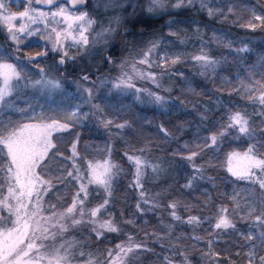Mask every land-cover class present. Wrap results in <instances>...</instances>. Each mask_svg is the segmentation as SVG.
<instances>
[{
    "label": "trees",
    "instance_id": "1",
    "mask_svg": "<svg viewBox=\"0 0 264 264\" xmlns=\"http://www.w3.org/2000/svg\"><path fill=\"white\" fill-rule=\"evenodd\" d=\"M236 1L241 0H211L209 6L213 9L223 8L226 11L230 3ZM248 1L254 3L258 10L264 7V0ZM175 2L176 0H167V8L157 16L149 13L133 15L123 25H117L114 42L110 47L113 50L110 52L112 55L109 56L117 57L123 54V47L136 44L139 37L159 28L161 22V30L167 33L168 24L164 19L169 18L174 19L182 27L178 36L174 38L181 48L197 47L200 40L204 42L207 54L217 61L215 67L217 76L206 75L202 82L197 80L198 85L194 93L186 92L181 88V83L178 84L177 80L173 81L174 84L172 83L169 91L167 90L170 93L168 98L177 99L178 102L165 100L160 106L147 102L137 104L133 99H129L126 93L118 96L111 94L109 97L119 105V111L108 115L109 119L115 124L127 121L130 127L106 128L99 115L95 114L92 118L85 117L81 124H74L64 133L62 140H56L58 145L56 150L62 153V156L55 159L56 161H62L64 158L68 159L67 162L71 161L69 159L72 156L71 145L75 139L78 141L76 150L79 154L76 160L78 163L81 160V165H85V160L89 156L87 142L103 141L106 149L101 152V157L106 156L110 148L114 156L120 158L121 164H118L120 172L113 181V194L109 198L110 208H115L114 216L121 221L120 230L104 232L100 239H97L95 233L87 228L79 232L72 229L66 233L67 235L77 233L74 240H78L84 249L92 252L95 260L102 264H107L108 250H114L116 245L122 244L121 241L128 233L132 234L138 244H144L148 249H152V251L138 250L139 255L130 264H163L162 256H169L176 264H247L246 253L249 251L250 243L243 239L241 234H247L250 230L259 231L258 227L250 228L251 221H241L236 216H233L235 230L214 229L218 205L227 207L229 213L232 208L229 192L226 190L229 199L224 200L226 195L221 190L233 186L244 192L250 187L247 181L232 176L225 165L229 148L231 146L247 148L248 139L242 135L237 137L226 135L219 140L218 147L209 149L204 147L205 143H200V137H204L212 129H215L214 131L220 129L235 108L248 114H253V108H259L258 104H252L234 89L240 88L241 81L247 82L244 72L258 60V54L264 52V27L256 30L240 27L234 21L221 19L220 15L209 16L206 10H201L199 3L181 8L171 7L170 5ZM175 24L173 25L176 26ZM173 25L169 24L170 27ZM223 31L228 36H232L231 38H242L247 41L245 47L249 50L246 52L239 51L243 48L241 45L237 43L234 45V52L241 56L239 59H233L230 54L222 55L223 51H228L227 48L221 44H212V33ZM100 59V65L96 64L97 60L90 64V68L94 70L91 72L93 77L106 71L105 56ZM75 74L73 71L69 72L71 76ZM64 95L65 93L61 94L63 98ZM35 97V101L39 102L44 96L37 92ZM46 98L50 100V97L45 96L44 99ZM98 105L104 108L103 110L108 106L107 103L102 104V102H98ZM252 118L257 124L260 123L258 117L253 115ZM161 127L170 135L166 136L160 130ZM189 139H192L194 144L192 146L188 144L187 149L180 148L185 140ZM140 148L143 149L142 155L147 164L158 166L156 172H153L151 167H146L142 189L133 186L134 164L125 155L128 150L135 151ZM200 148H204L200 158L196 157L191 163L183 159L186 156L183 152L194 149L199 151ZM175 150L179 154H175ZM195 164L202 168V173L195 172ZM66 165L72 167V164ZM60 166L61 164L49 167V172ZM50 173L55 174V172ZM193 175H196L197 179L193 181L191 188H186L185 185ZM201 175L203 178H200ZM229 183H233L232 186ZM73 185H75L74 181ZM139 190L145 193L144 198L148 203H144L141 199ZM103 196L104 194L99 198L103 199ZM172 202L177 203L175 211L183 221L189 216L211 219H203L199 225L176 221L170 215L172 209L168 207ZM137 204H140V209L137 208ZM53 205L56 208L62 207L59 203ZM126 221H134V224ZM168 225L172 226L170 232ZM196 236L200 239H193ZM209 239L213 241V250L219 253L215 261H210L204 255L209 251L207 246ZM258 251L259 254H264V249ZM179 252L185 254L186 262L184 257L177 254Z\"/></svg>",
    "mask_w": 264,
    "mask_h": 264
},
{
    "label": "snow or ice",
    "instance_id": "2",
    "mask_svg": "<svg viewBox=\"0 0 264 264\" xmlns=\"http://www.w3.org/2000/svg\"><path fill=\"white\" fill-rule=\"evenodd\" d=\"M33 0H28V6L24 11L19 13H10L8 6L4 0H0V23H3L10 33V38L17 44L21 42L20 36L27 33V35H35L39 29L29 31V25L26 23H20L16 26L15 21L18 19L27 18L31 23H36V19L30 15V12H36L31 8ZM36 3H41L42 0H35ZM44 3L52 5L55 0H43ZM149 7L148 12L153 13L162 9H165L167 0H148ZM77 3H84V0H72L73 6ZM199 3L201 10H206L209 16L220 15L225 20L229 16H234L236 23L240 27H246L252 30H256L259 27H264V7L258 10L256 7L245 6L244 11L248 14L247 22H243L242 16H236V10L238 5L230 3L225 11L223 8L213 9L209 6L211 0H176V2L170 5L173 8H181L186 6H192ZM39 17L46 18L48 13L39 12ZM53 19L57 16L64 17L65 21L70 18L65 16V9L60 8L58 12H52ZM75 21H86L88 26H91L95 21L87 18V13H82L79 16L74 17ZM259 22V23H257ZM171 24V22H170ZM72 24H68L70 29ZM56 32V29H52ZM86 29L81 26L79 33V40L77 43L88 44V38L84 35ZM115 31V29H104L99 35H103L107 32ZM20 34V35H18ZM171 35L176 33L170 32ZM71 36L70 32L65 33V38ZM61 33L56 32V40L53 43V51L57 50V46L61 45ZM51 37H49L50 39ZM157 43H152L141 55L142 58L134 60L131 65L132 72L141 78L151 79L156 82V74L148 72L144 73L137 69V64H146L149 68L158 66L162 67L164 73L169 71V65H175L181 60L180 54L168 56L166 53L160 58V63L156 64L155 61L150 60L154 50L157 48ZM249 49L247 47L239 49L241 52H246ZM17 51L19 49L17 48ZM46 53H36L35 56L28 57L29 62L36 59L37 56H43ZM7 54L0 51V112L5 110L15 111L19 113H27V108H15L14 104L8 98L13 95L19 89L27 87L26 84H21L25 77L22 74V70H18V67L14 63L7 62L4 57ZM65 57L72 59L65 51L61 57L59 63L65 62ZM192 59L197 61L201 68L205 71L211 69L215 70L216 60L211 58L207 53L201 52L200 55L194 56ZM123 67V65H122ZM40 72L43 73L44 69L41 68ZM163 74V73H162ZM132 76L127 72L122 73V78L119 83L114 84V87H121L124 85L128 88H134L135 85L131 83ZM84 80H88V76L83 77ZM15 82V83H14ZM41 84H47L53 87H58L59 84L56 81H45L43 78L33 83V87ZM159 86V85H158ZM87 93V100L85 103L91 104V101L95 98L93 89H84ZM140 89H137L139 92ZM235 92L240 93L244 98L254 105H259L258 109H254L253 114H248L246 111L237 110L230 112L228 115V121L221 127V130L217 133H213L205 140V148L218 147V142L223 138L229 130L236 129L237 132L246 137L249 141L247 149L241 155L240 153H232L229 157L228 171L232 176L238 180L247 181L250 185L244 192H234L231 197L232 208L231 213L225 206H221L217 210L216 222L214 229L216 230H228L236 229V224L233 221V216L239 217L241 221H251L250 228L258 227V232L249 231L247 234H241L242 238L250 243L249 251L246 253L247 264H264V254H259L260 249H264V60L259 64L252 65L248 70L247 82L241 81L240 88L234 89ZM150 96H154V100L157 103L163 101V97L154 93H149ZM71 112L65 113L62 120L51 119L50 122H46L43 117L29 116V120H35L37 122H23L21 120H12L9 116L6 119L0 118V189L5 184L7 186V196L0 199V207L5 208L11 213L15 219L9 220L7 226L5 224V218L0 217V264H40V262H46V264H73V261L78 257H83L86 254L83 251L77 253L75 251L77 246L81 248L83 245L79 241H63L57 246V237L63 236L64 233L70 229H75L81 225H92L91 231L95 233L97 239H100L104 232H118L120 229L111 219L99 220L98 216L105 210L109 204V198L113 194V181L120 172L118 165L113 164L109 159H105L103 162L89 161L87 164L86 173L87 183H80L78 190L74 193L71 203L66 207L64 212L56 213L52 212L49 216L41 215V201L44 195H47L49 191L56 187V184L63 183L69 177L73 180L81 181L83 175L80 172L79 167L76 165V157L78 153L76 151V144L72 145V170L65 172L59 168L51 169L50 172H55V175L49 174L48 179H44L43 176L37 172V169L42 171H49V164L54 161L58 156H62L56 150L57 146L54 143V134L67 132L71 127L81 121L82 118L87 117L88 113L81 115L79 108ZM92 107L97 111L103 112V109L98 104H93ZM259 118L260 123L257 124L252 116ZM104 127L114 126L117 129H123L130 127V124L125 121L124 123L115 124L113 120L104 119L101 121ZM166 136L170 135L166 129L161 127L160 129ZM185 149L188 145H183ZM199 147V146H198ZM56 150V151H54ZM204 148H200L199 151H191L188 155L184 156L190 163L201 154ZM140 151H143L141 149ZM109 156L111 149H108ZM179 154V153H175ZM127 155V153L125 154ZM236 159L238 163L235 167L232 166V160ZM128 160L135 165V176L133 186L142 189L143 178L145 176L146 167H151L153 172L158 171V166L149 165L147 162L139 156L128 155ZM195 167V165H194ZM75 172V175H74ZM196 173H202V168L196 167ZM200 178H203L202 175ZM197 179L196 175H193L189 180L186 188H191L193 181ZM55 181V183L53 182ZM95 184L103 189L105 198L101 204L92 209H85V202L88 197V185ZM33 197H35V203L33 204ZM140 197L144 203H148L145 193L140 192ZM9 199L15 201V205L8 203ZM33 206L31 209L29 205ZM52 209H55V205H50ZM168 207L172 209L170 215L176 221H181L187 224L199 225L203 219L197 216H189L186 221L177 214L175 209L177 203H169ZM137 208L140 209V204H137ZM258 213V214H257ZM87 217V219H86ZM55 220V224L51 222ZM126 223L134 224V221H126ZM51 224V228H56V231H52L48 226ZM169 232L172 226H167ZM160 239V237H157ZM193 239L199 240L200 237L196 236ZM49 242L45 244V242ZM132 238L129 237L128 244H118L114 250H108L107 252V264H130L139 255L138 250L152 251L148 249L144 244H134L131 242ZM258 241L259 243H252ZM209 251L204 255L208 257L210 261H215V258L219 256L213 250V241L209 239L207 241ZM51 249L49 254L47 251L42 252V249ZM184 257V261H187V257L183 252L177 253ZM163 264H173L172 259L169 256L161 257ZM85 264H94L91 258H88Z\"/></svg>",
    "mask_w": 264,
    "mask_h": 264
},
{
    "label": "rangeland",
    "instance_id": "3",
    "mask_svg": "<svg viewBox=\"0 0 264 264\" xmlns=\"http://www.w3.org/2000/svg\"><path fill=\"white\" fill-rule=\"evenodd\" d=\"M4 2L8 6V11L10 13H19L25 10V8L28 6V0H4ZM259 3V2H258ZM56 5H51L47 7L43 6H37L33 7L31 4V8L35 9L36 12H30V15H32L36 19V23H31L27 20V18L24 19H18L14 23H16V26L18 27L20 23H26L29 25V31H34L36 29H39L38 32H36L35 35H27V33L20 36L21 42L17 44L15 41H13L10 38V33L8 32L7 27L0 23V51H3L7 55L4 57V59L9 63H14L17 65L18 70H22V74L24 75V79L20 81L21 84H26L27 87H23L22 89L17 90L13 93L11 97L8 99L11 100L14 104L15 108H27V113H19L15 111L5 110L3 112H0V118H7L11 117L12 120H21L23 122H37L35 120H29V116H39L43 117L46 122H50L51 119H60L64 117L65 113L71 112L77 108V106H81L79 108V111L81 115L83 113H88L87 116L93 117L95 114L99 115L100 120L109 119L110 114L117 113L119 111V105H117L116 102L110 99L109 95L112 94V96L119 95V94H125L128 96L129 99H133L135 103L140 104L141 102H147V104L157 105L160 106L162 102L165 100H171L172 102L176 103L178 102L177 99L168 98V95L170 94L167 92L169 91L170 86H172L173 81L177 80L178 84H182V89H184L186 92L191 91L195 92L198 82H202L204 76L212 75L213 77L217 76L216 70H207L201 68V65L192 59L196 55H200L202 50L203 52L207 53V48L203 41L198 42L197 47L192 48H181L177 43L174 41V38L178 36V33L180 32L181 25L178 24L174 19H164V21L168 24L166 27L167 33L161 30L162 22L159 24V28L157 27L156 30H153L151 32H146L142 37H139L137 40V43L130 46H125L122 48V51L124 52L121 55H118L117 57L114 56H108L106 58V62L104 65V69L106 71L100 73L99 75L96 74L91 77H89L88 80H84V76H80V73H85L86 75H91L92 71H89L91 68V62L97 60L96 64L100 65L101 57L104 56L106 52H108L109 48L112 46L113 37L115 31L107 32L103 35H99L104 29L117 28V25H123L124 22H126L127 19L131 18L133 15H139V14H151L152 16H157L160 13H162L165 9L150 13L148 12L149 2L148 0H86L84 5L71 7L67 3L66 0H60L59 2L55 3ZM235 4L238 5L236 10V16H242L243 22H247L248 14L244 11L245 5L248 7H255L254 3H250L248 0H241L236 1ZM262 4V3H261ZM60 8L65 9V16H68L73 19H69L65 21L64 17L57 16L53 19L51 16L52 12H58ZM167 8V7H165ZM39 12H45L48 13V16L46 18H41L38 16L37 13ZM82 13H87V18L92 19L95 21L91 26H88L86 21H75L74 17L81 15ZM171 18V17H170ZM223 16H221V19ZM231 21H235L234 16H229L228 18ZM171 22V26L176 23L173 27H170L169 24ZM71 23L72 27L69 29L68 24ZM236 23V22H235ZM259 23V22H257ZM109 24V25H108ZM178 25V27H177ZM83 26L86 31H84V35L88 38V44L84 45L81 43H77L79 40V33L80 28ZM55 28L56 32L61 33V45L57 46V50L53 51V43L56 40V32H53L52 29ZM249 29V28H248ZM70 32L71 36L68 38H65V33ZM170 32L176 33L175 35H171ZM20 35V34H18ZM49 37H51L49 39ZM232 36H228L224 31L222 33L220 32H213L211 35L212 38V44H221L227 48V52H224L222 55H232L231 57L233 59L240 58L241 56L236 54L234 52V45L237 43L241 45L243 48L246 46L247 41H244L242 38H231ZM2 40V42H1ZM6 42V43H5ZM152 43H157V48L154 50L152 56L150 57V60L155 61L156 64L160 63V58L164 56L166 53L168 56H173L175 54L181 55V60L175 65H169V71L167 73H164V70L162 67L154 66L149 68L146 64H137V69L144 73H154L156 74V82L154 83L151 79L147 78H141L140 76L136 75L132 72L131 65L134 60H139L142 58V53L152 45ZM243 43V44H242ZM17 48L19 51H17ZM14 50V51H13ZM68 53V56L75 55L74 59H69L65 57V61L63 64H60L56 60L57 55L63 56L64 52ZM46 53L47 56H38L35 60L29 62L28 57L36 55V53ZM241 52V51H240ZM26 56V58H23V56ZM112 55V54H109ZM259 58L254 63V65L259 64L262 60H264V52L261 54H258ZM123 65V67H122ZM216 67V65H215ZM43 68L44 72L41 73L40 69ZM78 69L80 73L78 74L76 71V74L74 76L69 75V72L72 70ZM250 67H247L244 74L246 75V79L248 77V70ZM127 72L129 75H131L132 81L131 83L135 85L134 88H128L124 85H121V87H114V84L119 83L120 79L122 78V73ZM163 73V74H162ZM189 73V74H188ZM195 73H197L195 75ZM193 76V77H192ZM43 80L45 81H56L58 82V87H53L47 84H41L39 86L33 87V83L37 80ZM194 78V79H192ZM198 80V82H196ZM246 82V81H245ZM15 83V82H14ZM174 84V83H173ZM159 85V86H158ZM91 88L93 89L94 93V99L91 101V104L85 103L87 100V93L84 91V89ZM137 89H140L139 92H137ZM41 93L43 96L50 97L49 99H42L39 100V102L35 101L36 93ZM65 93V97L63 98L61 94L63 95ZM149 93H154L156 95H159L163 97V101L160 103L155 102L154 96H150ZM101 100V101H100ZM184 101H188L187 99H184ZM98 102H102V104L107 103L108 106L103 112L97 111L92 107L93 104H98ZM104 109V108H103ZM255 108H253L254 111ZM107 110V111H106ZM237 111V108L233 110V112ZM85 120V117L81 119L78 123H83ZM228 121L225 120L223 122V125L226 124ZM77 124V123H75ZM222 125V126H223ZM215 129H212L207 135H204V137H200V143H205V140L207 137L211 136L213 133H217L221 130L218 129L214 131ZM64 133H55L54 134V143L59 141V139L62 140L64 138ZM228 137H237L240 134L237 132L236 129H231L226 134ZM225 135V136H226ZM222 140V138L220 139ZM73 143L76 144V148L78 147V141L77 139L73 140ZM72 143V145H73ZM189 144L193 145L194 141L192 139L185 140V142L180 146V148L183 147V145ZM71 145V146H72ZM58 148V147H57ZM87 148L89 149V156L85 160V165H81L76 160V165L79 167L81 174L83 175V179L81 181L73 180L71 177H69L67 180H65L63 183L56 184V187L49 191L47 195H44L43 200L41 201V215L43 216H49L52 214L53 211L56 213L64 212L66 207L70 205L72 197L74 193L78 190L80 183H87V175H84L86 173L87 164L89 161L92 162H103L105 159H109L113 164L118 165L120 163V158L115 157L114 153L111 151V154L109 156V153H106V156H102L101 152H104L106 149V144L104 145L103 141H96V142H87ZM142 148L132 151L128 150L127 156H139L142 159H144L142 155V151H140ZM247 148H244L243 146L240 147H232L229 148V152L226 156V166L229 167V160L228 157L232 153H240L241 155L244 153V151ZM72 150V147H71ZM77 151V150H76ZM192 151H196L195 149ZM179 152V151H177ZM189 152H183L185 155H188ZM78 153V152H77ZM176 153V150H175ZM100 154V155H99ZM64 155V154H63ZM202 155L200 154L197 156V158H200ZM77 158V157H76ZM79 158V155H78ZM68 160V159H67ZM65 160V158L61 161L54 160L49 164V167L52 166H60V170L62 169L63 172L66 173L68 170H72V167H68L66 164H73L72 159L71 161ZM83 163V162H82ZM238 161L236 159L232 160V166L235 167ZM58 164V165H57ZM196 167H198L197 164H195ZM82 167L84 169L82 170ZM135 168V165H134ZM37 172L40 173L44 179L49 178V174H51L49 171H42L41 169H37ZM134 176H135V169H134ZM56 174V173H55ZM54 174V175H55ZM75 175V172H74ZM133 176V181H134ZM73 181L75 185H73ZM55 183V181H53ZM232 184L233 183H229ZM71 190V191H69ZM230 194V197L233 196L234 192H240L235 187H227V189L221 190V192L226 195V199H229V196L227 195V191ZM88 197L85 202V209H92L97 207L99 204H101L105 198V193L99 186L92 184L88 185ZM139 192H141L139 190ZM243 192V191H242ZM104 194L103 199H100L101 195ZM7 186H5L0 189V199H2L4 196H7ZM50 196V197H48ZM49 198V199H48ZM92 201V203H90ZM94 202V203H93ZM9 204L15 205V201L12 199H9ZM35 203V197H33V204ZM59 203L62 205V207H58L55 209H52L50 205ZM33 205L30 204L29 208L31 209ZM222 205H218V209ZM217 209V210H218ZM115 208H110V200L107 208L103 210V212L98 216L97 219L104 220V219H111L114 221V223L118 226L120 229L122 227L121 221L117 219L116 216H114ZM0 217L5 218V224L7 226H11L10 224H7L9 220H14L15 217L9 213V211L5 208L0 207ZM121 217V216H120ZM87 219V217H86ZM123 220H125L122 217ZM56 221L53 220L51 224H55ZM51 224L48 226L51 228ZM87 228L91 231L92 225H81L77 228L73 229V231H82V229ZM52 231H56V228H51ZM72 230V229H70ZM69 230V231H70ZM68 231V232H69ZM106 232V231H105ZM67 233V232H66ZM66 233L63 234V236L57 237V246L60 242L63 241H71L76 242L78 240H74L77 236V233H71L67 235ZM129 237L132 238V243L138 244L137 241L132 237V234L128 233L126 237L124 238L122 244H128ZM49 242H45V244H48ZM42 252L47 251L49 254L51 253V249H42ZM75 251L79 253L80 251H83L86 255L83 257L78 256L74 261L73 264H85L86 260L88 258H91L94 262V264H102L99 261L95 260V257H93V253L90 251H87L84 249V247L77 246ZM36 264V262H34ZM40 264H46V262H40ZM173 264H176V262H173Z\"/></svg>",
    "mask_w": 264,
    "mask_h": 264
},
{
    "label": "flooded vegetation",
    "instance_id": "4",
    "mask_svg": "<svg viewBox=\"0 0 264 264\" xmlns=\"http://www.w3.org/2000/svg\"><path fill=\"white\" fill-rule=\"evenodd\" d=\"M67 1V3L69 4V2H68V0H66ZM59 2V1H58ZM56 5V4H55ZM32 6L33 7H37L33 2H32ZM69 6H70V4H69ZM1 42H2V40H1ZM6 43V42H5ZM14 51V50H13ZM111 51H113L112 49H110L109 48V50H108V52H106L105 54H104V56H105V58H107L108 56H109V54H110V52ZM48 54H45L44 56H47ZM62 55V54H61ZM60 54L59 55H57L56 56V60H57V62H59L60 61V59H61V56ZM33 56H35V55H33ZM38 57V56H37ZM69 57H72V59H74L75 58V55H70ZM23 58H26V56L24 55L23 56ZM65 61H67V60H65ZM73 72H75L76 73V71H78V69H76V70H74V68H73V70H72ZM89 71H94V70H92V69H90ZM78 74L80 73V71H78L77 72ZM83 74H84V76H88V77H91L92 75H86L85 73H80V76L82 77L83 76Z\"/></svg>",
    "mask_w": 264,
    "mask_h": 264
},
{
    "label": "water",
    "instance_id": "5",
    "mask_svg": "<svg viewBox=\"0 0 264 264\" xmlns=\"http://www.w3.org/2000/svg\"><path fill=\"white\" fill-rule=\"evenodd\" d=\"M58 1H60V0H55V3H57ZM68 2H69L71 7H76V6H80V5H84L85 4V0H84V3H82V4L77 3L75 6H73L72 0H68ZM33 3L35 5H37V6H43V7L51 6V5H48V4L44 3L43 0H42L41 3H36L35 0H33ZM55 3H53L52 5H54ZM83 76H84V74H83Z\"/></svg>",
    "mask_w": 264,
    "mask_h": 264
}]
</instances>
